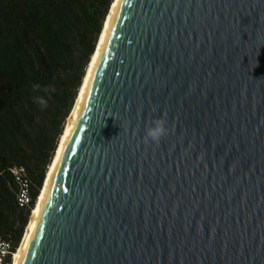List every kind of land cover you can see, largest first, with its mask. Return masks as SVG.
I'll list each match as a JSON object with an SVG mask.
<instances>
[{"label":"water","instance_id":"95a60500","mask_svg":"<svg viewBox=\"0 0 264 264\" xmlns=\"http://www.w3.org/2000/svg\"><path fill=\"white\" fill-rule=\"evenodd\" d=\"M10 264H264V0L112 1Z\"/></svg>","mask_w":264,"mask_h":264},{"label":"trees","instance_id":"16d2710c","mask_svg":"<svg viewBox=\"0 0 264 264\" xmlns=\"http://www.w3.org/2000/svg\"><path fill=\"white\" fill-rule=\"evenodd\" d=\"M111 1L0 0V235L12 240L13 250ZM35 83L40 91H33ZM37 96H44L47 107L35 102ZM14 164H24L31 178L33 200L27 207L17 202L9 169Z\"/></svg>","mask_w":264,"mask_h":264},{"label":"built area","instance_id":"2783aa9c","mask_svg":"<svg viewBox=\"0 0 264 264\" xmlns=\"http://www.w3.org/2000/svg\"><path fill=\"white\" fill-rule=\"evenodd\" d=\"M9 169L16 183V198L18 204L23 207L29 206L33 197L32 182L28 174V169L24 164H14ZM13 247L14 245L10 238L0 235V264H4L8 257H12Z\"/></svg>","mask_w":264,"mask_h":264},{"label":"clouds","instance_id":"9594fccd","mask_svg":"<svg viewBox=\"0 0 264 264\" xmlns=\"http://www.w3.org/2000/svg\"><path fill=\"white\" fill-rule=\"evenodd\" d=\"M41 88L42 86L39 83L32 84L33 91H40ZM42 90L45 93L49 91L47 87H44ZM35 102L39 103L42 107H47V100L44 98V96L35 97ZM166 124V115L164 117H157L150 123H147L144 129V142H154L158 144L161 138L167 135Z\"/></svg>","mask_w":264,"mask_h":264},{"label":"bare ground","instance_id":"6f19581e","mask_svg":"<svg viewBox=\"0 0 264 264\" xmlns=\"http://www.w3.org/2000/svg\"><path fill=\"white\" fill-rule=\"evenodd\" d=\"M113 1V0H112ZM112 1H111V3H112ZM111 3H110V5H109V8H110V6H111ZM109 8H108V10H107V13H106V16H107V14H108V11H109ZM106 16H105V18H104V20H103V24H104V22H105V19H106ZM103 24H102V27H103ZM101 30H102V28H101ZM101 30H100V33H101ZM100 33H99V35H100ZM99 35H98V38H99ZM97 41H98V39H97ZM97 41H96V44H97ZM96 44H95V46H96ZM94 49H95V47H94ZM93 52H94V50H93ZM93 52H92V54H91V56H90V59H89V61H88V63H87V65H86V68H85V72H84V75H83V77H82V81H83V78H84V76H85V73H86V71H87V68H88V65H89V63H90V60H91V57H92V55H93ZM82 81H81V83H82ZM81 85V84H80ZM79 88H80V86H79ZM79 88H78V90H79ZM78 93V92H77ZM77 95V94H76ZM76 98V97H75ZM75 101V100H74ZM73 106V105H72ZM72 108V107H71ZM70 111H71V109H70ZM70 111H69V113H70ZM69 113H68V115H67V117H66V120H65V123H66V121H67V118H68V116H69ZM65 123H64V126H65ZM64 126H63V128H64ZM63 131V130H62ZM62 133V132H61ZM61 135V134H60ZM59 138H60V136H59ZM59 138H58V140H59ZM58 143V142H57ZM57 146V145H56ZM56 149V148H55ZM55 152V151H54ZM54 155V154H53ZM53 158V157H52ZM51 161H52V159H51ZM51 161H49V164H48V167H47V169H46V173H47V171H48V168H49V166H50V163H51ZM46 173H45V176H46ZM45 176H44V178H45ZM44 181V180H43ZM43 183V182H42ZM41 188V187H40ZM40 191V190H39ZM39 194V193H38ZM38 196V195H37ZM36 199H37V197H36ZM36 199H35V201H36ZM35 203V202H34ZM33 207V206H32ZM32 209V208H31ZM31 211V210H30ZM27 223H28V221H27ZM27 223H26V225H25V228H26V226H27ZM25 228H24V231H25ZM24 231H23V233H22V236H23V234H24ZM22 236H21V238H20V240H19V242H18V244H17V247L16 248H18V246H19V243H20V241H21V239H22ZM15 248V249H16ZM12 258V257H11ZM11 262V261H10Z\"/></svg>","mask_w":264,"mask_h":264},{"label":"snow or ice","instance_id":"6c2138e0","mask_svg":"<svg viewBox=\"0 0 264 264\" xmlns=\"http://www.w3.org/2000/svg\"><path fill=\"white\" fill-rule=\"evenodd\" d=\"M93 62L95 64H97V66H98L99 61H97L96 57H93ZM90 75L94 77L95 76V70H90ZM62 147H67V145L64 144L63 141H62ZM57 159H61L59 152H58V155H57Z\"/></svg>","mask_w":264,"mask_h":264},{"label":"rangeland","instance_id":"374dc122","mask_svg":"<svg viewBox=\"0 0 264 264\" xmlns=\"http://www.w3.org/2000/svg\"><path fill=\"white\" fill-rule=\"evenodd\" d=\"M31 210V209H30ZM29 215H30V211H29V214H28V219H29ZM28 221V220H27ZM24 228H25V226H24ZM23 231H24V229H23ZM23 233V232H22ZM22 236V235H21ZM10 261H11V259H10ZM10 264V263H9Z\"/></svg>","mask_w":264,"mask_h":264}]
</instances>
